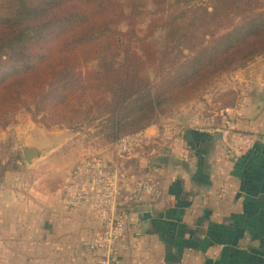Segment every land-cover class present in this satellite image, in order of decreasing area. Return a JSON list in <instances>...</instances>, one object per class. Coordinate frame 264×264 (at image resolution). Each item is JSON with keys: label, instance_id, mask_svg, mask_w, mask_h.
I'll return each mask as SVG.
<instances>
[{"label": "trees", "instance_id": "trees-1", "mask_svg": "<svg viewBox=\"0 0 264 264\" xmlns=\"http://www.w3.org/2000/svg\"><path fill=\"white\" fill-rule=\"evenodd\" d=\"M143 1L131 0L127 14L117 0H0V130L19 112L45 129L97 112L106 115L100 134L112 143L152 125L149 115L169 97L193 94L264 57V0H194L177 13H167V0H151L156 9L137 39L131 26ZM126 16L130 28L122 32ZM157 28L165 39L159 53L146 43ZM181 42L172 68L163 69ZM184 49L189 55L174 66ZM107 56L104 66L87 69ZM151 67L158 70L154 96L144 74ZM134 115L138 126L127 131L123 124Z\"/></svg>", "mask_w": 264, "mask_h": 264}, {"label": "crops", "instance_id": "crops-1", "mask_svg": "<svg viewBox=\"0 0 264 264\" xmlns=\"http://www.w3.org/2000/svg\"><path fill=\"white\" fill-rule=\"evenodd\" d=\"M262 103L227 114L238 131L257 136L237 161L217 133L191 118L143 129L153 147L123 167L153 174L161 196L131 205V229L114 249L116 264H264ZM31 134L19 137L21 147L40 151L41 138ZM40 152L30 166L23 161L17 180L9 175L0 184V264H97L87 244L99 221L89 206L68 210L62 199L70 170L87 156L57 179L39 174L48 151Z\"/></svg>", "mask_w": 264, "mask_h": 264}, {"label": "rangeland", "instance_id": "rangeland-1", "mask_svg": "<svg viewBox=\"0 0 264 264\" xmlns=\"http://www.w3.org/2000/svg\"><path fill=\"white\" fill-rule=\"evenodd\" d=\"M117 1L123 5L128 14L131 10V0ZM192 1L194 0H167L165 3V7L168 10L167 13H177L187 7H192ZM143 4V8H141L142 14L133 19L134 23L131 26L137 39L143 38L145 30L152 20L151 15L156 9L151 0H144ZM128 21V16H126L125 21L118 26V30L122 32L128 31L130 28ZM175 41L170 44V50L176 43ZM164 42V30L162 28H157L151 37L146 39V43L149 44L151 49L158 53L163 51ZM183 47L184 43L181 42L180 46L174 49L167 59L162 61L161 67L168 70L172 68L170 65L171 60L176 57L177 50L183 49ZM133 50V59H138L140 51L135 47ZM187 55L189 54L184 49L183 55L178 56L174 66H176L177 62L184 60V58L181 59L182 56ZM108 62H110V57H99L95 61L88 63L87 69L91 71L97 70ZM157 71L154 67L144 71L149 81L147 89H151V96L157 93L156 85L159 82L156 76ZM262 99H264V57H259L242 69L217 76L193 94L169 97L165 103L155 108L154 112L149 115V120L152 125L156 124L163 130L165 126L172 123V120L191 118L200 123L196 125L198 128L213 132L214 129H219V126H222L224 122L229 121L227 114H232V112L239 109L248 111L250 106ZM105 117L106 115L102 113L93 112L88 118L79 119L77 124L69 125L66 122L62 125L45 129L40 124L35 123L31 119L30 114L25 112L17 113L12 123L7 128L0 130V184L6 180V176L11 175L17 180L16 177L22 174L21 170L23 169L21 168L25 165L21 155V145L23 143L19 140V137L22 134L24 135L25 132H31L34 138H41L38 141V148H40V151H48L39 173L45 177L54 176L58 179L75 160L85 156L93 157L99 155L105 158L109 157L111 143H105L103 134H100L101 131L106 133L104 128L106 126ZM146 118L142 120H146ZM136 119H138L137 115L130 116L124 122L123 127L128 128L127 131L137 128ZM255 139L257 141V136H255ZM151 147L153 146L150 145L144 151L133 155L134 157L128 159L127 162L131 166L134 163L136 164L137 159L145 156L147 150L151 149Z\"/></svg>", "mask_w": 264, "mask_h": 264}, {"label": "built area", "instance_id": "built-area-1", "mask_svg": "<svg viewBox=\"0 0 264 264\" xmlns=\"http://www.w3.org/2000/svg\"><path fill=\"white\" fill-rule=\"evenodd\" d=\"M213 131L218 134L222 148L233 161L251 152L256 143L254 135L238 131L231 121L224 122ZM150 145L151 137L144 130H139L111 143V159L99 155L87 156L70 170L62 188L63 205L68 210L89 206L94 212L100 228L87 247L98 254L97 264H116L114 249L131 229V205L155 202L161 196L160 183L153 174L123 167V161Z\"/></svg>", "mask_w": 264, "mask_h": 264}, {"label": "water", "instance_id": "water-1", "mask_svg": "<svg viewBox=\"0 0 264 264\" xmlns=\"http://www.w3.org/2000/svg\"><path fill=\"white\" fill-rule=\"evenodd\" d=\"M264 106V104H260V108ZM21 155L23 158V161L27 164V165H31L33 163L34 160L38 159L39 156L41 155L40 151H37L36 149L33 148H29V147H21Z\"/></svg>", "mask_w": 264, "mask_h": 264}]
</instances>
